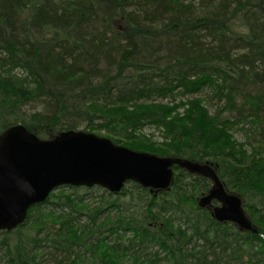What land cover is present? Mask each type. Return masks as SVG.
<instances>
[{
	"label": "trees",
	"instance_id": "obj_1",
	"mask_svg": "<svg viewBox=\"0 0 264 264\" xmlns=\"http://www.w3.org/2000/svg\"><path fill=\"white\" fill-rule=\"evenodd\" d=\"M209 98L225 100L213 115ZM247 118L264 123V0H0V133L21 123L45 138L84 125L105 129L116 144L211 160L228 189L241 190L264 234L262 181L238 159L233 139ZM146 125L162 128L166 144L138 142ZM208 184L178 168L163 195L132 183L133 193L107 200L100 223L96 207L84 223L52 215L0 232V259L46 264L50 252L52 264H159L164 252L172 264H192L190 242L201 238L228 255L199 250L193 264H263L264 238L233 236L234 227L198 207L190 186L202 192ZM136 202L139 214L129 207ZM151 245L159 251L149 253Z\"/></svg>",
	"mask_w": 264,
	"mask_h": 264
},
{
	"label": "water",
	"instance_id": "obj_2",
	"mask_svg": "<svg viewBox=\"0 0 264 264\" xmlns=\"http://www.w3.org/2000/svg\"><path fill=\"white\" fill-rule=\"evenodd\" d=\"M176 164L214 180L201 207L215 198L222 203L213 211L218 220L237 222L242 229L256 232L240 197L226 191L209 164L139 153L84 131L71 130L54 140H41L22 125L0 135V229L12 230L23 223L31 206L45 201L63 184H98L119 192L124 182L137 180L152 190L170 189Z\"/></svg>",
	"mask_w": 264,
	"mask_h": 264
},
{
	"label": "rangeland",
	"instance_id": "obj_3",
	"mask_svg": "<svg viewBox=\"0 0 264 264\" xmlns=\"http://www.w3.org/2000/svg\"><path fill=\"white\" fill-rule=\"evenodd\" d=\"M207 94L211 96L209 93ZM197 96H199V94H197ZM199 97L203 98L205 97V94L200 95ZM152 100L155 103H164V104H169L170 106L174 103V99L171 97L161 98V97L155 96L153 97ZM179 100L180 99H177L176 101H179ZM223 103L225 104V100L221 102V101H217L216 98H209L207 100V106L210 109V112L212 114H214L216 110L220 109ZM247 127L248 128L245 131L240 130V129L233 130L234 132L233 139L236 140L235 148L237 151V155L239 153L238 159L240 158L241 161H244V164L245 163L249 164V167L252 169V171L256 173L255 181L256 182L262 181L261 184L263 185L262 188L264 189V168H262V165L264 164V149L263 147L259 145V142H257V145H255V140L249 132L250 126L248 125ZM79 128L84 130L85 126L83 125V126H80ZM87 131H91V129H88ZM92 132H95V131H92ZM140 133L142 134L140 136H137L138 142L140 140L142 141L147 140L151 142L152 145L154 146H161L163 144L164 145L166 144L167 138L164 135V131L162 130V128L159 129L158 127L153 126V125L152 126L146 125L141 129ZM232 145H234V143ZM259 169H262V171L258 173ZM192 187L193 186H190L191 189L190 188L188 189L193 190L194 188L192 189ZM126 188L130 190L132 188L131 184H128ZM234 191L242 193L240 189H237ZM53 193L57 195L55 197H58V198L52 199L51 197L45 204L34 208L30 212L29 217H32V223L30 222V226L34 224L36 220H38L39 222L40 218L42 219L51 218L50 216L52 215H54V217L56 216L70 217L71 216V217H75L79 223H84L85 221L87 222L88 216L89 214H91L90 210L100 206L104 201H107L109 198V194H107V191L104 189H100V188H94L90 190L88 188H80V189H66L65 188L64 190L57 189ZM69 194L74 195V198H78V197L82 198L84 202L83 205L84 206L86 205V208L85 207L80 208L81 206L76 208L74 205L67 203L66 196ZM131 210L137 214L141 213L143 210L142 203L136 202L135 204L131 205ZM246 211L248 212L251 220L254 221L258 225L257 216L251 214V212L248 210ZM109 214L110 216L116 217L117 211L112 210V212L110 213V210H109ZM181 222L182 221L179 219L178 221H176L178 225H180ZM198 239L199 238L192 240L190 242L189 248L191 250H194V251L202 250L199 246L203 242V239H200V240ZM149 251L154 253L158 251V247L151 245ZM217 252H219V250H217ZM49 253H47L48 255L44 256V260L47 262V264L52 263L54 259V255L49 254ZM0 257H2V252H0ZM160 257L163 260L159 264H171V261L168 260L164 252L160 253ZM211 257H213V255ZM127 262L129 261H126V263ZM262 263L264 264V261ZM0 264H6L4 258L0 259ZM222 264H225V263L222 262Z\"/></svg>",
	"mask_w": 264,
	"mask_h": 264
},
{
	"label": "bare ground",
	"instance_id": "obj_4",
	"mask_svg": "<svg viewBox=\"0 0 264 264\" xmlns=\"http://www.w3.org/2000/svg\"><path fill=\"white\" fill-rule=\"evenodd\" d=\"M112 25H113V27L115 28H119V29H122L123 28V26H122V24L121 23H118V22H114V23H112ZM208 107V106H207ZM183 111V110H182ZM215 113H217V110L215 111ZM212 114V113H211ZM213 115V114H212ZM242 122H241V125L240 126H238L237 128H235L234 130H238V129H240V130H243V131H245L248 127V125L250 126L249 128V132H250V134H251V136L254 138V140H255V145H257V142H259V145L261 146V147H263V149H264V123H262L263 121H260V120H257V119H252V118H247V119H242L241 120ZM15 125H22V126H24L23 124H21V123H18V124H13V125H11V126H9L8 128H10V127H12V126H15ZM152 126V125H151ZM154 126V125H153ZM27 130H29L30 132H32L33 134H35L39 139H41V140H54V139H56V137L57 136H59V135H61V134H63L64 132H68V131H71V130H74V131H84V132H87V133H94V134H96V135H98V136H100V137H104V138H107V139H109V140H111L114 144H116L114 141H113V139L111 138V137H108L106 134H107V131L105 130V129H103V130H99V129H91V128H84V130L83 129H80V128H78V129H70V130H65V131H61V132H58V133H55L54 135H50V136H47V137H45V138H43V137H40V136H38L36 133H34L33 131H31L30 129H28L26 126H24ZM8 128H6L5 130H7ZM88 129H91V130H93V131H95V132H98V133H95V132H92V131H87ZM141 129L142 128H140V129H138L137 130V135L138 136H140L142 133H140V131H141ZM5 130H3L1 133H0V135L5 131ZM163 130V129H162ZM100 133V134H99ZM103 133H105V134H103ZM234 133V132H233ZM168 140V139H167ZM166 141V140H165ZM116 145H119V146H124V147H126V148H128V149H130V150H133V151H136V152H139V153H148V154H153V155H156V156H159V157H168V156H162V155H159V153H154V152H150V151H146V150H143V149H135V148H133V147H131V146H127V145H120V144H116ZM171 157V156H170ZM173 157H175V156H173ZM181 158V157H180ZM184 159H188V158H184ZM188 160H190V159H188ZM190 161H193V160H190ZM193 162H196V161H193ZM197 163H200V164H209L214 170H215V172H216V174L220 177V172H219V170H218V168H217V166L215 165V163L213 162V161H211V160H206L205 162H197ZM177 168L178 169H180V170H184V171H186V172H188L189 174H191V175H194V176H196V177H198V176H200V177H203V178H205V179H207L208 180V186H206V191H202V192H196V189L194 188V186L192 187V189L193 190H191L192 192H195L196 194H197V205H198V207L199 208H201V209H207L209 212H210V214H211V217L218 223V224H220L221 226H232V227H234L235 228V231H233L231 228H229V232L228 233H232V235L233 236H238V234H236V233H240V234H245V233H252V234H255V235H257V236H259V237H262V238H264L263 237V233L261 232V230L258 228V226H257V224L254 222V221H252L251 220V218H250V216H249V214H248V212L246 211V210H248V208H247V206H246V202H245V200H244V198H243V195H242V193H239V192H237V191H234V190H237V189H233V190H231V189H228V187H227V185L225 184V182H223L222 181V179H221V177H220V180L222 181V183H223V185H224V188L226 189V191L228 192V193H230V194H234V195H236V196H238V197H240V199L242 200V207L244 208V210H245V212H246V214H247V216H248V218L251 220V224H252V228L254 229L255 228V230H256V232H253V230H250V229H242L241 228V226L239 225V223H237V222H233V221H220V220H218L216 217H215V215L213 214V211H214V209L215 208H217V207H221L222 206V203L220 202V201H218V200H216L215 198H212L211 199V201H210V204H208V206H206V207H201L200 206V201H201V199L203 198V197H205V196H209L210 195V192H211V189H212V187L214 186V180L212 179V178H210V177H204L203 175H201V174H198V173H192V172H190L189 170H187V168H182V167H180L179 165H174L173 166V172H174V178H175V174H176V172H177ZM262 168H264V164L262 165ZM132 183H134V184H136V185H139L140 187H142L143 189H146V190H148L151 194H154L155 196H159V195H163L162 193H164V192H169V191H171V189H172V186H173V184L171 185V188L170 189H160V190H157V189H154V190H152L151 188H146V187H143L137 180H128V181H126V182H124V184H123V187H122V189L119 191V192H113V191H110L109 189H107V188H105V187H103V186H101V185H98V184H95V185H93V186H88V185H73V184H63V185H59V186H57V187H55L50 193H49V195H48V197H47V199L45 200V201H42V202H39V203H36V204H34L33 206H31L29 209H28V212H27V217L25 218V220H24V222L23 223H21V224H19L16 228H14V229H12V230H7V229H0V232H12V231H14L15 229H17L18 227H20V226H24L25 224H30V222L32 223V217H29L30 216V212H31V209L33 208V207H35V206H37V205H43V204H45L48 200H49V198H51L52 197V199H54V198H58V197H55V196H57V195H55L53 192L55 191V190H57V189H59V190H64L65 188L66 189H80V188H88L89 190L90 189H94V188H100V189H104V190H106L107 191V194H109V198L108 199H118L119 198V196L122 194V192L125 190V189H127L126 188V186L128 185V184H132ZM173 183H174V180H173ZM245 186V185H244ZM134 192V190H133V188L132 189H130V193H133ZM112 195V196H111ZM74 196V195H73ZM78 199H80V200H82L83 201V199L82 198H80V197H78ZM108 202H110V201H104L100 206H98V213L96 214L97 215V221L96 222H98V223H100V222H102L103 221V218L104 217H108V215H107V207H108ZM68 203H70V202H68ZM133 204H135V203H133ZM133 204H131V205H133ZM131 205L129 206L130 208H131ZM95 209V208H94ZM104 209H105V211H104ZM97 210V209H96ZM93 214V213H92ZM91 214V215H92ZM136 215V214H135ZM89 216H90V214H89ZM88 216V217H89ZM117 216H118V213H117ZM113 218H115V217H113ZM176 221H178L177 219H175ZM182 223V222H181ZM177 224V223H176ZM178 225V224H177ZM220 225H217V227L219 228V227H221ZM185 226H187V225H185ZM190 227H191V225H190ZM221 229H224L223 227H221ZM259 233V234H258ZM231 235V236H232ZM231 236H229L227 239L228 240H231L232 239V237ZM75 239H77V238H75ZM195 239H197V238H194L193 240H195ZM201 238H199L198 240H200ZM111 241V240H110ZM256 243L258 244L259 243V241H256ZM215 244V245H214ZM211 243V242H206L205 240H203V242L201 243V245L199 246L205 253H207V254H209V255H214V256H216L217 258H219V256L221 255V258L222 259H226V257H227V255H228V253H227V251H226V249H223L222 247L221 248H219V246L216 244V243ZM49 245V244H48ZM218 246V247H217ZM51 248L49 247L48 248V250H50ZM52 250V249H51ZM149 250H150V248H149ZM217 250H219V252H217ZM159 251V250H158ZM158 251H156V252H158ZM189 251L192 253V254H194V255H192V258H191V263L193 264V263H197V257H200V256H203L204 254H199L198 256H196V253H197V251H194V250H190V248H189ZM156 252H154V253H156ZM149 253H152V252H150L149 251ZM45 255H48L47 253H45L42 257H44ZM52 261V260H51ZM124 264H126V261H124L123 262ZM47 264V263H46ZM48 264H52V263H48ZM172 264V263H171Z\"/></svg>",
	"mask_w": 264,
	"mask_h": 264
}]
</instances>
